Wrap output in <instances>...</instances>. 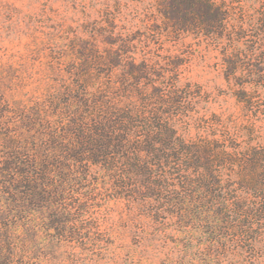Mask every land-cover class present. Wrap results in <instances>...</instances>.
Wrapping results in <instances>:
<instances>
[{
	"label": "rangeland",
	"instance_id": "rangeland-1",
	"mask_svg": "<svg viewBox=\"0 0 264 264\" xmlns=\"http://www.w3.org/2000/svg\"><path fill=\"white\" fill-rule=\"evenodd\" d=\"M226 1L236 8L234 23L244 20L247 28L239 42L172 32L154 0H0V158L7 156V125L64 93L76 61L81 70L94 67L96 54L110 55L115 74L126 57L146 60L178 87L198 91L176 118L185 138L223 139L228 131L264 146V0ZM94 73L107 78L110 71L95 66ZM7 190L0 177V222L10 214L13 230L0 238V264H264L262 245L218 255L203 224L180 222L155 199L121 194L102 166H92L87 183L60 201L57 224L46 208L14 218Z\"/></svg>",
	"mask_w": 264,
	"mask_h": 264
},
{
	"label": "trees",
	"instance_id": "trees-1",
	"mask_svg": "<svg viewBox=\"0 0 264 264\" xmlns=\"http://www.w3.org/2000/svg\"><path fill=\"white\" fill-rule=\"evenodd\" d=\"M154 1L172 32L247 37L244 20L234 23L236 8L226 0ZM93 58L98 62L89 64L105 67L107 78L95 75V66L81 70L79 58L64 93L31 115L19 113L5 128L0 177L16 205L13 217L46 208L59 223L60 201L87 183L92 166H102L114 173L121 194L155 199L180 222L203 224L218 255L223 248L264 249V146L228 131L223 139L185 138L176 118L190 110L198 91L178 87L146 60L138 65L126 57L118 75L110 55ZM9 218L0 222V238L12 234ZM3 245L0 239V253Z\"/></svg>",
	"mask_w": 264,
	"mask_h": 264
}]
</instances>
